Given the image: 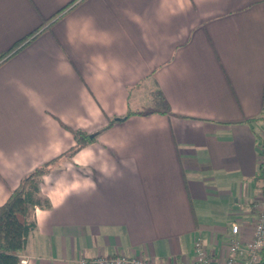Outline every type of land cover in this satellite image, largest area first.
<instances>
[{
  "label": "crops",
  "instance_id": "1",
  "mask_svg": "<svg viewBox=\"0 0 264 264\" xmlns=\"http://www.w3.org/2000/svg\"><path fill=\"white\" fill-rule=\"evenodd\" d=\"M43 24L0 62V206L53 162L20 264H194L196 239L214 258L231 224L251 239L264 0H0V56ZM67 128L94 140L65 153Z\"/></svg>",
  "mask_w": 264,
  "mask_h": 264
},
{
  "label": "trees",
  "instance_id": "2",
  "mask_svg": "<svg viewBox=\"0 0 264 264\" xmlns=\"http://www.w3.org/2000/svg\"><path fill=\"white\" fill-rule=\"evenodd\" d=\"M72 3L73 2L69 3L59 12L51 16L45 21V23L47 24L54 20L58 17V15L71 6ZM43 26L44 24L39 26L23 39L17 41L16 44L8 51L1 54L0 62H2L10 54L16 52L20 47L25 45L26 42L33 39ZM132 114L134 113L129 111L125 117ZM67 129L71 132L75 145L65 153L73 154L81 149L85 144L94 140L95 136L88 135L81 130ZM260 136L259 139H261ZM52 163V161H49L25 176L20 181L19 185L11 191L5 203L0 206V264H20L19 253L24 250L27 238L35 228L33 211L38 202L36 198V191L32 187L31 182L34 178L47 172ZM259 172L260 175L263 176L260 169Z\"/></svg>",
  "mask_w": 264,
  "mask_h": 264
},
{
  "label": "built area",
  "instance_id": "3",
  "mask_svg": "<svg viewBox=\"0 0 264 264\" xmlns=\"http://www.w3.org/2000/svg\"><path fill=\"white\" fill-rule=\"evenodd\" d=\"M257 144V166L262 176L260 197L256 204L257 215L253 222L251 239L241 242L237 235L239 226L231 224V238L223 256L214 258L210 256L200 239L193 242L194 264H264V132ZM153 264L143 257L113 256L102 257L95 260L80 259L78 264ZM172 264H177L173 262Z\"/></svg>",
  "mask_w": 264,
  "mask_h": 264
}]
</instances>
